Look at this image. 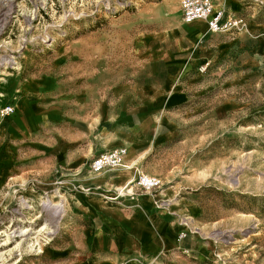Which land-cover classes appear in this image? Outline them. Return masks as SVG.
I'll use <instances>...</instances> for the list:
<instances>
[{
  "label": "rangeland",
  "instance_id": "374dc122",
  "mask_svg": "<svg viewBox=\"0 0 264 264\" xmlns=\"http://www.w3.org/2000/svg\"><path fill=\"white\" fill-rule=\"evenodd\" d=\"M212 1L244 29L193 27L181 0H0V264H118L124 235L132 263L264 264V0ZM23 80H60L66 104L13 138ZM104 135L123 166L55 158Z\"/></svg>",
  "mask_w": 264,
  "mask_h": 264
},
{
  "label": "crops",
  "instance_id": "0c3cea01",
  "mask_svg": "<svg viewBox=\"0 0 264 264\" xmlns=\"http://www.w3.org/2000/svg\"><path fill=\"white\" fill-rule=\"evenodd\" d=\"M213 2V1H212ZM214 4V2H213ZM214 7L217 9H223L225 12L228 11L222 7H218L214 4ZM231 14V13H230ZM235 16V15H233ZM196 22V21H195ZM204 22V21H202ZM203 25H193L198 29H202L206 26L204 22ZM207 27V26H206ZM233 33V31H229ZM228 32V33H229ZM213 33V32H212ZM214 33H222V32H214ZM60 80H23L19 87V100L23 101L22 112L17 114H13V120L10 123L9 134L13 138H20V135L26 133L27 129L25 128L24 122L26 121V115L31 116V114H41L44 115L45 119L53 120V118H60L63 112V106L66 102L63 100V96H65L66 92L64 88L60 87ZM75 95L79 92L73 90ZM62 98V99H60ZM39 110V111H37ZM36 111V112H35ZM26 112V115H25ZM13 113V112H12ZM9 115V114H8ZM16 115L20 118L21 123L16 125L15 118ZM74 116L73 112H69L67 116ZM105 123L104 125L98 126L99 130L103 127L104 130L107 129V120L101 121ZM88 139H76L72 140L70 145L65 148H60L55 152V158H63L68 156L67 159H63V163L71 164V165H80L84 161V157H90L94 153L101 152L102 150L107 151L110 148H116V146L122 144L124 141L119 136H110L104 135L102 138H99L98 141H91L88 142ZM107 149V150H106ZM127 177L126 172H122L117 176L113 182L124 183L127 185L128 183L132 182L128 180L127 182L124 180ZM121 187V186H119ZM145 227V226H144ZM143 227V228H144ZM146 230V229H145ZM150 230H147V232ZM146 232V234H147ZM144 234V233H143ZM145 234V235H146ZM142 234L137 235L136 241L140 243L144 236ZM100 243V242H99ZM119 245L121 247V253L128 258L127 264H141L137 261L141 260L142 257H147V254L142 255L141 248L134 244V239L131 235H124L119 240ZM137 260L136 263H132L129 259ZM124 261V260H123ZM129 261V262H128ZM112 264H117L115 261L111 262ZM119 264V263H118Z\"/></svg>",
  "mask_w": 264,
  "mask_h": 264
},
{
  "label": "built area",
  "instance_id": "2783aa9c",
  "mask_svg": "<svg viewBox=\"0 0 264 264\" xmlns=\"http://www.w3.org/2000/svg\"><path fill=\"white\" fill-rule=\"evenodd\" d=\"M180 9L185 22L202 20L206 23L209 32L242 31L245 27L243 19L233 16L223 9L215 8L212 0H181ZM0 112L2 115H8L13 112V107L5 105L0 109ZM125 155L126 149L124 147L104 151L90 161L89 170L99 173L106 168L123 166ZM136 184L148 191L158 187L160 179L139 173L136 176ZM119 264H127V261H121Z\"/></svg>",
  "mask_w": 264,
  "mask_h": 264
},
{
  "label": "bare ground",
  "instance_id": "6f19581e",
  "mask_svg": "<svg viewBox=\"0 0 264 264\" xmlns=\"http://www.w3.org/2000/svg\"><path fill=\"white\" fill-rule=\"evenodd\" d=\"M195 21H196V22H202V20H194V21H192V22H189V23H187V24H192V23H195Z\"/></svg>",
  "mask_w": 264,
  "mask_h": 264
}]
</instances>
